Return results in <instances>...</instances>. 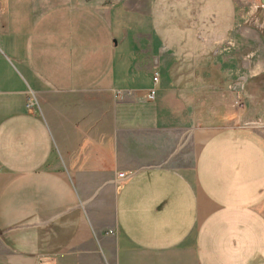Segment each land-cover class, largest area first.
<instances>
[{
    "label": "crops",
    "instance_id": "crops-1",
    "mask_svg": "<svg viewBox=\"0 0 264 264\" xmlns=\"http://www.w3.org/2000/svg\"><path fill=\"white\" fill-rule=\"evenodd\" d=\"M249 5L0 0V264H264Z\"/></svg>",
    "mask_w": 264,
    "mask_h": 264
},
{
    "label": "rangeland",
    "instance_id": "rangeland-1",
    "mask_svg": "<svg viewBox=\"0 0 264 264\" xmlns=\"http://www.w3.org/2000/svg\"><path fill=\"white\" fill-rule=\"evenodd\" d=\"M246 3L249 1L251 11L257 6L253 18L249 21V26L252 28V32L256 37V44H264V13L261 16H258L257 10L259 8H264V0H244ZM254 43V47H256Z\"/></svg>",
    "mask_w": 264,
    "mask_h": 264
},
{
    "label": "built area",
    "instance_id": "built-area-1",
    "mask_svg": "<svg viewBox=\"0 0 264 264\" xmlns=\"http://www.w3.org/2000/svg\"><path fill=\"white\" fill-rule=\"evenodd\" d=\"M159 80V73L156 72V75L154 76V81L155 83H157V81ZM157 95V89L154 87L151 91H150V98L151 99H155ZM236 104L238 105H242L240 101H236ZM29 106H31V104H29ZM128 177V174L126 172H119L118 173V178L119 180H126Z\"/></svg>",
    "mask_w": 264,
    "mask_h": 264
},
{
    "label": "trees",
    "instance_id": "trees-1",
    "mask_svg": "<svg viewBox=\"0 0 264 264\" xmlns=\"http://www.w3.org/2000/svg\"><path fill=\"white\" fill-rule=\"evenodd\" d=\"M262 13H264V8H259V9L257 10V14H258V16H261Z\"/></svg>",
    "mask_w": 264,
    "mask_h": 264
}]
</instances>
